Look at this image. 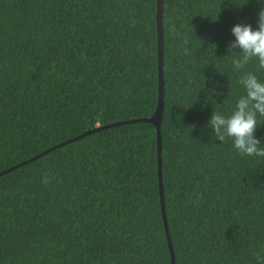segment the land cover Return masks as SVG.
<instances>
[{"label":"trees","instance_id":"obj_1","mask_svg":"<svg viewBox=\"0 0 264 264\" xmlns=\"http://www.w3.org/2000/svg\"><path fill=\"white\" fill-rule=\"evenodd\" d=\"M245 2L162 0L174 264H264V158L205 127L243 94V73L264 80L254 58L234 70L239 53L226 51L233 23L255 27L257 4ZM156 89L155 0H0V171L97 125L150 116ZM0 264H170L153 125L108 127L0 175Z\"/></svg>","mask_w":264,"mask_h":264},{"label":"clouds","instance_id":"obj_2","mask_svg":"<svg viewBox=\"0 0 264 264\" xmlns=\"http://www.w3.org/2000/svg\"><path fill=\"white\" fill-rule=\"evenodd\" d=\"M247 2L248 0L245 3ZM255 2V27L238 21L229 28L232 39L226 45L227 54L239 53L231 61L234 70L241 69L253 58L257 68L264 69V0ZM237 83L243 89V94L235 100L231 111L224 114L212 110L205 127L211 130V136L219 142H223L226 137L230 138L232 148L239 155L264 158V147L261 146L264 142L254 135V130L260 125L257 117H264V80L258 79L253 72H245ZM215 91L216 83L213 82V87L208 89V97ZM49 179L45 173L41 177V183L47 184Z\"/></svg>","mask_w":264,"mask_h":264},{"label":"water","instance_id":"obj_3","mask_svg":"<svg viewBox=\"0 0 264 264\" xmlns=\"http://www.w3.org/2000/svg\"><path fill=\"white\" fill-rule=\"evenodd\" d=\"M155 32H156V62H157V94H156V103L155 108L152 112V114L148 117H139V118H133V119H127V120H121L116 121L104 125H97L91 129L83 131L81 134L74 136L72 138H69L65 141H62L58 144H55L46 150H43L39 152L38 154L21 161L17 164L12 165L11 167H8L2 171H0V175L7 173L19 166H22L32 160H35L36 158L40 157L41 155L51 151L52 149L59 147L61 145H64L66 143L72 142L74 140L80 139L83 136H86L88 134H91L93 132L128 124V123H135V122H147L153 125L155 129V144H156V177H157V187H158V196H159V209H160V215L164 230V235L169 251V258H170V264H174V254L171 246V241L168 233V225L164 210V203H163V191H162V179H161V158H160V152H161V144H160V131L159 126L162 119V112H163V105H164V80H163V31H162V0H155Z\"/></svg>","mask_w":264,"mask_h":264}]
</instances>
